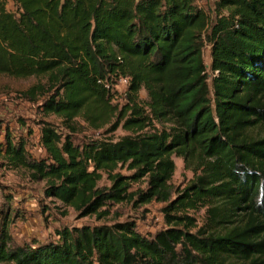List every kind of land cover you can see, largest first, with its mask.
I'll return each instance as SVG.
<instances>
[{
    "label": "trees",
    "instance_id": "1",
    "mask_svg": "<svg viewBox=\"0 0 264 264\" xmlns=\"http://www.w3.org/2000/svg\"><path fill=\"white\" fill-rule=\"evenodd\" d=\"M12 1L17 12L0 0V73L38 78L20 96L43 115L41 155L7 127L0 159L103 222L18 243L11 225L22 215L6 195L0 264H264V0H216L214 17L198 0ZM114 119L108 132L129 133L75 140ZM174 155L195 173L182 190ZM153 201L166 223L155 234L113 210ZM200 208L202 225L191 213Z\"/></svg>",
    "mask_w": 264,
    "mask_h": 264
},
{
    "label": "rangeland",
    "instance_id": "2",
    "mask_svg": "<svg viewBox=\"0 0 264 264\" xmlns=\"http://www.w3.org/2000/svg\"><path fill=\"white\" fill-rule=\"evenodd\" d=\"M215 1L199 0L201 7L207 10L211 17L215 16ZM8 9L17 12V6L12 0L8 2ZM204 57L209 65L211 63V45L209 44L205 46ZM37 81L38 78L35 76L17 78L0 73V141H5V129L10 127L16 137L28 138V147L31 153L38 157L41 155L39 121L43 119V115L38 105L24 101L20 96L21 91L28 89ZM127 86L128 83L123 82L118 88H115L117 92L114 103L119 104L120 107L127 102ZM140 96L147 100L146 90H142ZM46 119L58 126L61 125V120L54 115L48 116ZM115 121L114 119L106 128L101 130H94L86 126L83 132L75 134V140L83 142L90 137L118 140L129 132L122 125L117 130L108 132L107 129ZM60 128L62 127L60 126ZM29 130L33 134H29ZM252 133H261V129L256 128ZM173 158L176 163V171L171 182L176 188L182 190L193 181L195 173L186 167L183 158L177 155H174ZM44 185V181L32 180L29 172L24 169L4 166L3 160L0 159V204L5 202L6 195H12L14 199L11 201V206L20 211L22 215L21 217L16 216L11 225V231L18 243H33L34 240L46 242L56 239V229L63 226L73 227L103 222L97 221L95 216L79 217L73 208L65 207L60 202L54 203L52 199L45 197ZM163 206V203L157 201L141 206L123 203L115 205L113 210L118 211L117 218L119 220H134L141 232L155 234L166 226L162 212ZM191 213L197 218L199 225H202L206 220V208H200Z\"/></svg>",
    "mask_w": 264,
    "mask_h": 264
},
{
    "label": "built area",
    "instance_id": "3",
    "mask_svg": "<svg viewBox=\"0 0 264 264\" xmlns=\"http://www.w3.org/2000/svg\"><path fill=\"white\" fill-rule=\"evenodd\" d=\"M199 1V0H198ZM218 71H216V73H217ZM123 82H129V80H128V78H122V79H120V81H119V83L118 84H116V86H115V88H118L119 87V85L121 84V83H123Z\"/></svg>",
    "mask_w": 264,
    "mask_h": 264
}]
</instances>
